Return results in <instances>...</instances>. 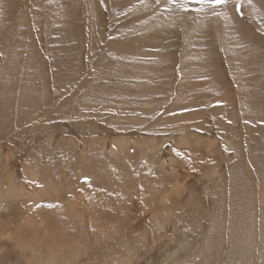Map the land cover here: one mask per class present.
Segmentation results:
<instances>
[{
  "label": "rangeland",
  "instance_id": "rangeland-1",
  "mask_svg": "<svg viewBox=\"0 0 264 264\" xmlns=\"http://www.w3.org/2000/svg\"><path fill=\"white\" fill-rule=\"evenodd\" d=\"M0 264H264V0H0Z\"/></svg>",
  "mask_w": 264,
  "mask_h": 264
},
{
  "label": "snow or ice",
  "instance_id": "snow-or-ice-1",
  "mask_svg": "<svg viewBox=\"0 0 264 264\" xmlns=\"http://www.w3.org/2000/svg\"><path fill=\"white\" fill-rule=\"evenodd\" d=\"M200 3H209L212 6L219 5V4H226L228 0H197Z\"/></svg>",
  "mask_w": 264,
  "mask_h": 264
},
{
  "label": "bare ground",
  "instance_id": "bare-ground-1",
  "mask_svg": "<svg viewBox=\"0 0 264 264\" xmlns=\"http://www.w3.org/2000/svg\"><path fill=\"white\" fill-rule=\"evenodd\" d=\"M100 166V165H99Z\"/></svg>",
  "mask_w": 264,
  "mask_h": 264
}]
</instances>
